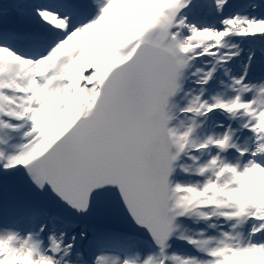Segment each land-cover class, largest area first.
I'll list each match as a JSON object with an SVG mask.
<instances>
[{"label": "snow or ice", "instance_id": "snow-or-ice-1", "mask_svg": "<svg viewBox=\"0 0 264 264\" xmlns=\"http://www.w3.org/2000/svg\"><path fill=\"white\" fill-rule=\"evenodd\" d=\"M0 264H264V0H0Z\"/></svg>", "mask_w": 264, "mask_h": 264}]
</instances>
